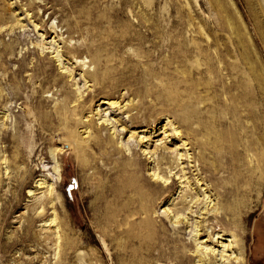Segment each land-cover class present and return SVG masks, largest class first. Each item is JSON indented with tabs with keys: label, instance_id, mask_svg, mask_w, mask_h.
I'll return each instance as SVG.
<instances>
[{
	"label": "rangeland",
	"instance_id": "374dc122",
	"mask_svg": "<svg viewBox=\"0 0 264 264\" xmlns=\"http://www.w3.org/2000/svg\"><path fill=\"white\" fill-rule=\"evenodd\" d=\"M0 14V94L5 99L0 101V264H197L194 256L188 258L195 248L188 228L171 226L162 212L165 202L178 206L179 183L164 191L149 174L153 163L140 150L135 159L143 164L141 177L129 181L119 175L124 168L132 172L120 154L106 159L88 149L80 170L76 152L64 146L53 185L58 202L55 208L46 203L43 218L36 219V212L47 191L34 186L45 174L57 177L51 152L57 131L66 137L80 134L76 124L94 114L101 99L130 102L135 122L126 121V128L144 136L148 144L141 148L151 149L165 136L169 148L182 139L197 151L195 142L207 136L192 122L184 125L181 104L189 101L206 116L221 112L217 99L233 102L240 89L225 90L220 73L211 68L223 69L224 82L233 84L231 66L242 61L241 53H249L259 67L255 76L247 57V68L239 72L248 85L243 133L264 132V0H0ZM55 29L75 49L67 56L77 55V63L87 64L81 69L96 70L97 83L103 81L89 86L82 101L68 91L67 111L56 94L57 62L41 56L32 43L42 33L49 41ZM93 55L98 66L90 62ZM4 103L8 110L3 113ZM166 120L180 138L168 128L157 130ZM192 129L201 132L192 136ZM107 132L104 127L100 133ZM260 188L248 211L244 241L245 256L251 257L246 264H264V183ZM54 216L55 222H46ZM69 238L74 251H67Z\"/></svg>",
	"mask_w": 264,
	"mask_h": 264
},
{
	"label": "bare ground",
	"instance_id": "6f19581e",
	"mask_svg": "<svg viewBox=\"0 0 264 264\" xmlns=\"http://www.w3.org/2000/svg\"><path fill=\"white\" fill-rule=\"evenodd\" d=\"M50 33L53 36L49 41H44L46 36L43 33L39 34L40 40L36 43L32 42L33 48L38 50L41 56L48 55L47 58L50 61L57 62L60 71L58 79L54 80L55 87H58L56 94L60 93L63 97L60 100L61 109L67 111V101L70 100L71 94L68 91L74 92L75 101H82L87 88L97 83L98 74L96 70L90 71L87 68L82 70L81 67L87 64L77 63L74 60L77 55L67 56L70 52L74 53L75 49L69 47L67 42L61 38L63 34L58 33L56 29L50 30ZM247 57L252 60L250 70L258 76V62L252 59L249 53H241L242 61L232 64L231 68L236 70V79L233 84L224 82L223 77L225 78L226 74L222 73L223 69L211 68L220 73L218 79L225 90L232 86L240 89L233 94V102L217 99L218 107L222 108L220 113L209 111L208 115L203 116V112L198 107H193L192 103L189 104V101H183L181 104L184 125L190 126L192 122L193 125H198L207 136L204 140L195 142L197 151L191 152L193 142L182 141V139H179L178 145L169 148L165 145V141H162L165 136L154 140L153 148H141L147 140H143L144 136H139L136 132L126 128V121L131 124L135 122L134 116L129 114L130 110L127 107L131 105L130 102L120 104L113 99H101L94 114H89L84 120L78 121L76 126L81 129L80 134H71V137H66L59 135L57 131L58 135H55L52 141L51 150L53 168L57 177L48 178L45 174V179L36 181L34 186L36 189L45 187L47 191L45 200L39 202L41 209L36 212V219L45 216L46 203L50 202L51 207L55 208L58 202L54 201L58 196L53 192V185L59 177L58 154L63 153L64 146L76 152L78 162L80 160L78 163L80 170L85 165L82 158L89 151H99V154L106 159H109L111 154H120L122 158L128 160L125 167L129 166L132 172L124 168L119 171V175L126 174L129 181L141 177L139 173L143 164L136 162L135 159L136 155H140L141 152L150 163H153V166L149 168V174L154 180L164 184L162 186L164 191L178 181L181 189L179 192H183L178 206L174 204L173 207H169L165 202L162 212L167 215L171 226L180 228L185 225V228H188V235L195 246L188 258L191 259V255L194 256L197 264H246L247 259L251 257L249 254H246L248 258L245 256L248 211L256 205L260 187L264 183V132L261 134L252 132L251 136L243 133L241 108L248 97L245 93L248 85L244 73L239 74V72L247 68L244 67ZM90 62L98 66L97 55H93ZM29 76L32 77V73ZM16 92L18 91L14 90V93ZM14 96L17 95L14 94ZM2 99V94H0V101ZM250 100L252 103L253 99L250 98ZM4 106H6L5 103L1 108L3 113L8 110ZM248 111L250 116H255L254 109ZM124 113L126 116L120 115ZM226 115L232 123L228 124ZM95 116L97 123L93 120ZM7 118L8 115H6ZM172 125L166 120L157 130L163 129L165 133L168 128L174 138H180L181 133ZM104 127L108 132L102 135L100 132ZM155 132L156 130L153 131ZM200 132V130L192 129L191 134L194 136ZM169 134L167 137L170 136ZM46 178L51 181L55 178V182L48 183ZM212 189L216 196L210 193ZM29 192H33L32 189H29ZM211 220L215 221V224L211 223ZM55 221L54 216L46 222ZM97 228L99 229L98 226ZM216 244L217 248L214 247ZM66 246L67 251H74L76 248L74 241L70 238L66 240Z\"/></svg>",
	"mask_w": 264,
	"mask_h": 264
}]
</instances>
